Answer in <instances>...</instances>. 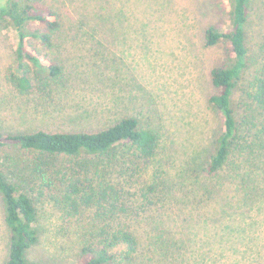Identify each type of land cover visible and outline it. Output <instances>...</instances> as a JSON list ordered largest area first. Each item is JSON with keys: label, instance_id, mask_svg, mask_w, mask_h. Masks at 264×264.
Returning a JSON list of instances; mask_svg holds the SVG:
<instances>
[{"label": "rangeland", "instance_id": "obj_1", "mask_svg": "<svg viewBox=\"0 0 264 264\" xmlns=\"http://www.w3.org/2000/svg\"><path fill=\"white\" fill-rule=\"evenodd\" d=\"M27 1L62 20L58 42L66 75L47 92H17L7 80L17 72L16 36L0 25V137L91 132L124 117L148 123L162 133L167 180L188 186L177 183L169 204L136 226L141 247L135 264H264V170L255 190L247 192L227 171L212 177L201 172L221 128L220 115L208 103L215 92L209 74L228 58L225 42L204 46V33L229 24L230 0ZM249 13L247 44L251 54L260 53L264 0L251 1ZM27 42L40 49L36 41ZM250 79V71L244 73L233 93L237 112ZM132 151L124 147L120 154ZM34 163V155L0 146V167L28 192L38 212L39 241L25 258L32 264H77L79 231L51 206L58 184L41 177ZM142 165V180L148 181L150 167ZM7 249L0 200V264Z\"/></svg>", "mask_w": 264, "mask_h": 264}, {"label": "trees", "instance_id": "obj_2", "mask_svg": "<svg viewBox=\"0 0 264 264\" xmlns=\"http://www.w3.org/2000/svg\"><path fill=\"white\" fill-rule=\"evenodd\" d=\"M251 1L230 0L229 24L210 26L204 33V46L225 42L228 58L209 74L215 92L208 103L220 115L221 128L201 172L212 177L227 171L243 192L255 190L264 170V51L251 54L247 44ZM0 25L16 36L17 72H10L7 80L17 92L26 94L34 88L47 92L63 84L66 64L58 42L62 20L56 12L27 0H7L0 6ZM28 39L40 49L28 44ZM248 71L246 101L237 112L233 93ZM6 139L15 142H0L1 147L34 155L35 170L50 184L57 182L51 206L62 221L75 222L77 264H135L141 247L136 226L152 219L147 213L169 204L177 183L180 188L188 186L167 180L162 133L137 118H120L91 132L35 130ZM124 147L133 150L128 157L120 154ZM40 157H63L73 163L56 165ZM142 164L150 167L148 181L142 180L146 170ZM20 185L0 167V200L8 232L3 264H32L25 251L39 241L36 205Z\"/></svg>", "mask_w": 264, "mask_h": 264}, {"label": "water", "instance_id": "obj_3", "mask_svg": "<svg viewBox=\"0 0 264 264\" xmlns=\"http://www.w3.org/2000/svg\"><path fill=\"white\" fill-rule=\"evenodd\" d=\"M0 142H4V143H14L15 141H12V140H8L6 138H0Z\"/></svg>", "mask_w": 264, "mask_h": 264}]
</instances>
